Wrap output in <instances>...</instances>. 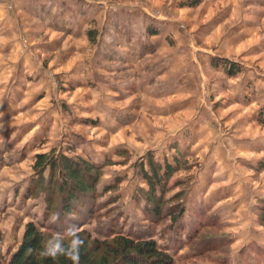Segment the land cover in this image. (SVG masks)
<instances>
[{"label":"rangeland","instance_id":"1","mask_svg":"<svg viewBox=\"0 0 264 264\" xmlns=\"http://www.w3.org/2000/svg\"><path fill=\"white\" fill-rule=\"evenodd\" d=\"M8 1L0 264L28 221L58 227L54 213L44 221L50 170L34 169L53 150L97 167L96 202L73 229L149 235L172 264H264V169L249 163L264 157V0H25L35 11ZM148 156L176 167L169 183H180L164 193L165 208L184 206L175 223L144 212Z\"/></svg>","mask_w":264,"mask_h":264},{"label":"trees","instance_id":"2","mask_svg":"<svg viewBox=\"0 0 264 264\" xmlns=\"http://www.w3.org/2000/svg\"><path fill=\"white\" fill-rule=\"evenodd\" d=\"M197 4V0H190L189 6ZM96 33L95 29H87V39L94 42ZM152 33H154L153 30ZM229 65L225 70L230 76H234L238 72V68L233 63H229ZM260 122L264 126V119ZM147 164V169L144 168L143 163L140 164L141 177L148 185L146 189H141L146 204L144 212L153 222L168 219L171 223H175L184 212V206L165 208L164 193L180 183L178 180L169 183V178L176 167L168 162L161 164L150 156L147 157ZM47 167L50 170V179L45 187L48 192V200L44 221L54 213L56 216L54 223H58V227L57 224H44L41 221L36 225L33 221H28L24 225L18 247L11 252L6 264H73V260L69 258L73 254V250L69 245L75 237H79L83 241V244L76 250L79 255L78 264L173 263V257L167 251V246H159L156 240L149 235L130 236L113 233L114 235L110 237H106V235L104 238H99L91 236L86 229H73L71 222L79 219L76 218V215L82 216V212H84L82 207L86 210L90 209V207L84 206L87 199L91 198L93 204L96 202L95 189L98 174H93L92 171H96L97 167L95 164L80 161L62 153L55 154L54 150L48 153H36L34 169L41 172ZM253 167L256 171L263 170L264 157ZM259 209L264 221V200L260 202ZM66 220H69V222L67 221L68 226L65 223ZM80 222L81 220L76 224H80ZM62 223H65L66 226L62 227ZM45 230H50L49 233L54 235H48ZM69 232H75V236L69 235ZM191 234L189 233V238L193 235ZM57 241L65 250L63 254H58L56 258L42 255L47 251L50 243L54 244Z\"/></svg>","mask_w":264,"mask_h":264},{"label":"clouds","instance_id":"3","mask_svg":"<svg viewBox=\"0 0 264 264\" xmlns=\"http://www.w3.org/2000/svg\"><path fill=\"white\" fill-rule=\"evenodd\" d=\"M69 235L75 236V232H69ZM83 244V241L79 237H75L70 241L69 247L73 250V254L70 255L69 258L73 260V264H78L79 255L76 250ZM64 248L61 246V243L57 241L56 243H50L47 251L42 253V255L51 256L52 258H56L58 254L64 253Z\"/></svg>","mask_w":264,"mask_h":264},{"label":"crops","instance_id":"4","mask_svg":"<svg viewBox=\"0 0 264 264\" xmlns=\"http://www.w3.org/2000/svg\"><path fill=\"white\" fill-rule=\"evenodd\" d=\"M11 1V0H10ZM10 1H8V2H10ZM33 1V3H34V0H32ZM11 3V2H10ZM13 4H14V6H16L18 9L17 10H25L26 11V9L27 10H33V11H35L36 9L35 8H33V6L32 7H29V6H27L28 4H26V2H25V0H13ZM17 4H19L20 6L18 7L17 6ZM31 5H33V4H31ZM27 7H29V8H27ZM98 15H100V12H98ZM259 117V116H258ZM259 145H261L262 147H264V140L263 141H261V143L259 144ZM251 165H253V166H255V164H256V161L255 160H253V161H251V162H249Z\"/></svg>","mask_w":264,"mask_h":264}]
</instances>
